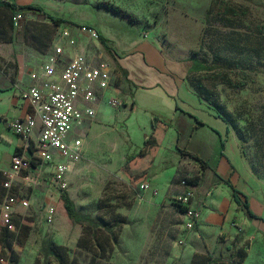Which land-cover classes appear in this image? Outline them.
Returning <instances> with one entry per match:
<instances>
[{
    "label": "rangeland",
    "instance_id": "1",
    "mask_svg": "<svg viewBox=\"0 0 264 264\" xmlns=\"http://www.w3.org/2000/svg\"><path fill=\"white\" fill-rule=\"evenodd\" d=\"M13 1L41 6L69 22L55 26L29 10L23 21L15 23L11 13L0 8V50L5 73L17 66L29 76L38 73L44 62L43 54L52 49L61 33L68 31L81 43L78 36L81 31L76 27L89 26L107 39L111 51L113 44L116 50L129 45L135 48L142 43L154 47L165 69L185 87L187 103L180 104L190 111L188 115L183 112L174 116L169 107L137 93L133 113H120L122 109H114L108 102L110 95L125 101V92L129 91L125 85L110 90L109 98L89 103L97 113L72 133L84 142L83 159L69 163L68 187L64 192L81 213L100 221L108 220L115 226L116 242L96 262L91 261L94 251L77 245L81 225L70 221L59 197L62 192L58 193L49 183L51 166L44 165L43 174L28 171L32 178L29 183L15 175L8 178L11 162L6 145H1L0 163L10 166L0 171V183L8 178L11 185L5 190L0 184V202L8 190L28 200V205L18 207L13 215L28 227L23 241L13 246L20 256L17 264L42 261L39 249L42 241L48 239L66 247L78 264H190L195 252L187 254V251L194 242L191 237L194 231L185 228V215L177 197L184 191L181 181L195 186V190L207 187L198 192L206 196L211 185L228 175L224 166L231 170L214 156L219 144L214 128L221 131V137L230 139L227 153L236 169L233 178L247 194L257 217L248 216L242 206L234 212L229 209L223 222L228 230L218 233L214 241H202L200 237L195 241L210 244L211 250L200 253H210L214 261L264 264V0ZM86 37L83 41L95 44L94 39ZM87 48L97 57V52L90 46ZM103 51L111 52L105 48ZM109 57L111 60L105 55L103 59L113 67L114 60ZM191 57L212 65L213 70L189 71V63L183 60ZM193 64L198 62L193 59ZM98 104L108 113L98 108ZM155 109L157 116L172 120V127L180 128L182 138L190 128L188 119L198 124L200 118L207 123L195 128L189 148L181 138L177 148L171 133L174 128L170 129L161 139L163 149L158 147L150 156L140 132L149 129L148 113ZM187 149L208 161L206 171L199 161L185 154ZM146 153L149 156L144 157ZM144 179L151 182L146 190L140 188ZM224 191L219 204L224 202ZM47 205L56 210L51 223L45 219ZM198 212L200 216L199 209ZM12 224L13 230L16 222L13 220ZM231 250L238 253L236 261L242 251L246 255L239 263H228Z\"/></svg>",
    "mask_w": 264,
    "mask_h": 264
},
{
    "label": "built area",
    "instance_id": "2",
    "mask_svg": "<svg viewBox=\"0 0 264 264\" xmlns=\"http://www.w3.org/2000/svg\"><path fill=\"white\" fill-rule=\"evenodd\" d=\"M21 17V13H16L15 23ZM76 30L94 40L98 39L96 30L89 26H79ZM65 47L73 51L66 61L63 60ZM101 54L98 53L97 57L90 55L78 37L71 36L68 31L61 33L41 70L30 75L33 83L20 91L21 98L28 103L31 110L24 116L6 121L8 129L19 135L25 143L21 152L12 155L8 178L15 175L29 183L32 178L28 171L34 161H40L51 164L49 183L57 192L61 193L67 189L69 163H77L83 159L84 142L72 133H75V129L80 127L84 120L95 116V110L89 102L96 98V88L107 89L114 85L113 67ZM59 64L62 66L57 73ZM108 103L117 110L124 106V101L115 96L110 97ZM36 129L38 136L36 143H33L31 138ZM36 172L42 174V169ZM8 178L0 183L5 190L11 185ZM181 184L184 191L177 197V203L184 208L185 228L191 230L199 219V212L198 208L190 204V193H193L191 186L184 180ZM148 187V183L140 184L142 190ZM17 205L26 207L28 200L9 190L6 191L0 202V224L12 229ZM55 212V207L47 205L45 210L47 223L54 220ZM182 242L179 240V243Z\"/></svg>",
    "mask_w": 264,
    "mask_h": 264
},
{
    "label": "crops",
    "instance_id": "3",
    "mask_svg": "<svg viewBox=\"0 0 264 264\" xmlns=\"http://www.w3.org/2000/svg\"><path fill=\"white\" fill-rule=\"evenodd\" d=\"M16 4H19V3H16ZM19 5H24V4H19ZM78 36L80 38L81 43L85 45L87 51H88L87 46H90V49H93L97 53H102L101 56L104 57L105 55L106 59L108 60L110 59L109 56L111 55L113 60L117 61L119 65L127 71L128 81L124 84L119 85L120 87L124 85L127 87L129 86V91L125 92L126 94L124 95V98L126 99H124L125 100L124 106L121 108L122 111L120 110L121 111L120 113H123L125 111L130 112V115L133 113L135 109V105H136L135 96L137 93H139V94H144L145 97L147 95L148 98L156 99L162 105V107L163 106L169 107V109L172 110V113L174 116L175 115L180 116L181 114H183V112L186 115H188L190 111H185L184 107H182L180 104V102L182 101L187 103L186 101H184L185 94L187 91L185 87L182 86L181 83L177 81L173 77V75H171L165 69L164 61L154 47H151V46L145 47V44L142 43L144 46L137 45L134 48L133 46L135 45H129L128 47L124 49L116 50L113 44L114 49L111 51L110 46L107 44V39L102 35L104 39L106 40V45H108V49L106 50L111 51L109 55L108 53H105L103 51V48L105 47L102 45L100 40L99 41L93 40L95 44L90 45L88 41H83V37H86L85 34L80 32ZM139 44H141V42ZM50 51L51 50L43 54L44 61L46 60L47 55L48 53H50ZM72 52L73 51L71 48L65 47V53L63 55V60L65 61L68 60ZM61 66L62 64H59V67H58L59 69L57 73H59ZM113 67H114V64H113ZM57 76L58 75L56 74L55 77ZM113 78L115 79L114 76ZM33 81L34 80H32L28 74L21 73L18 66L16 69H13L11 72L5 73L4 66H3V51L2 49L0 50V146L1 145L4 146V144L6 145V152L9 157V163L11 162V158L14 153L21 152L24 149L25 143H24V140L19 135L13 133L12 131L8 129L6 121L14 117L24 116L28 111L31 110L28 103L21 98L20 91L22 89L27 88L29 85H31ZM115 88H117L115 87V85H111L107 89L96 88V98L95 99L101 100L106 97L107 98H109L110 96L112 97V95H110L112 94L110 93V90L115 89ZM130 92H132V94ZM108 95L110 96L108 97ZM102 107H103L102 104H98V108H100L103 112L108 113L105 111L106 109ZM157 111L158 110L155 109L153 110V113L152 112L150 114L148 112L147 113L150 116V118H152L153 115H156ZM95 113H97L96 110H95ZM161 119L169 123V126L165 128L164 134L161 139L164 140L165 133H167L168 131H171L170 129L174 128V132H171V133L174 136L173 138L175 140L174 145L177 148L179 147L178 145L181 143L180 142L181 140H184L183 144L185 145L187 144L186 146L189 148L190 143H192V140L194 139L193 136H194L195 128H197L198 125L207 123L204 120H201L200 118L198 119L202 121L203 123L196 124L194 122H191V118L188 119L190 128L188 129V132L186 134L187 136L185 138H182L181 137L182 131L180 130V128L178 130L176 126L172 127L171 125L172 120L170 121L169 119H166V118H161ZM151 132H152V125H150L149 129L147 127V129H145L144 131H141L140 136L144 140L145 137H147ZM213 132L218 136V139H219V144L218 146L215 147L213 151L214 156L216 160L219 159L220 162L223 161L226 164H228L231 170L227 171L228 170L227 165L224 166L225 168L224 171L228 175L226 177H221V180L219 182H216L214 185H211V187L209 188V192L206 196H203L204 195L203 193H202L203 195H201L198 192L205 191L207 187H202L200 190H195L194 189L195 186L190 184L192 185L190 188L193 191L192 197L190 198V202L191 203L193 202L192 204H194L200 210V216H199V219L195 227L191 229V231H194V235L191 236L192 239H194V242L188 247L187 254H193L194 252H205L207 250H211L210 244L209 245L204 244L202 241L206 239L207 240L211 239V241L212 240L214 241L218 233H220L223 230H228L226 229L225 224L223 222L228 218L226 214H227V211H229V209L230 211L234 212L238 206H242L245 209L246 214L250 216L247 213V209L242 204H239L238 202L234 200L233 195H232V189L230 187L231 184L239 192L246 195V200L249 204V209L252 210L250 207V202L248 200L247 194L245 193L243 189L239 188L238 183H236V181L233 178L234 176L233 172H235L236 169L234 165L232 164L231 159L229 158V153H227L228 150L230 149V144H229L230 139L228 140L226 136L221 137L222 135L221 131L216 128H214ZM37 136H38V129H36L32 135L31 139L33 143H36ZM161 139L158 145L155 147V152L153 154L149 152L150 156H153L156 153L158 147H159V150L163 149L162 147L163 140L161 141ZM222 139L226 141L225 149H224L225 156L221 155L222 154L221 153V150H222L221 140ZM17 148L18 150H16ZM231 148H233L232 145H231ZM187 150H190V149H187ZM0 152H1V149H0ZM192 152L196 153L201 158H203V156L200 155L199 153L195 151H192ZM235 155H237V153H235ZM147 156L149 155L147 154L144 157H147ZM46 164L51 166V164L49 163H41L40 161H34L29 171H34V172L38 171L39 169H42L43 166ZM8 167H4L0 163V171H4ZM207 167H208V161H207V165L203 167L205 171L207 170L206 169ZM44 177L46 178V176ZM141 183H148L150 185L149 188L151 187V182H149V180L147 179L142 180ZM175 186L178 187L179 185H175ZM178 188H180V186ZM219 188H221V190H219ZM222 189H225V191L223 192L224 202L222 204H219L220 202L219 199L221 198ZM18 207H21V206L17 205L15 207V211L17 210ZM253 213L256 215L254 211ZM250 217H254V216H250ZM255 217H257V215ZM199 237L202 241L196 242L195 239Z\"/></svg>",
    "mask_w": 264,
    "mask_h": 264
},
{
    "label": "trees",
    "instance_id": "4",
    "mask_svg": "<svg viewBox=\"0 0 264 264\" xmlns=\"http://www.w3.org/2000/svg\"><path fill=\"white\" fill-rule=\"evenodd\" d=\"M252 1V0H248ZM0 8H3L11 13V17H14L16 13H21V18L18 22L23 21L26 17L25 14L31 10L33 13L50 20L55 26L68 23L69 21L63 17L55 16L47 12L41 6L35 5H19L16 4L13 0H0ZM228 12V11H226ZM236 11H234L235 13ZM210 18V16L208 17ZM215 19V18H214ZM11 25H13V21L11 20ZM98 39L105 47L108 49V45H106V40L100 34H98ZM193 59L198 62V64H193ZM188 64V70L191 72L198 71H211L213 70L212 65H208L202 61H200L196 57H191L183 60ZM192 63V64H191ZM113 76L114 85L119 86L120 84H124L128 81L127 79V71L119 65L117 61H114L113 67ZM204 92V90L202 91ZM196 118V117H195ZM197 123H203L197 118ZM152 132L145 137L144 147L148 150L147 153L153 154L155 152V147L158 145L160 139L162 138L165 128L169 126V123L163 119H161L157 115H153L151 118ZM226 141L224 139L221 140V155L225 156ZM18 150V148L16 149ZM146 153V154H147ZM185 154L191 156L195 160L199 161L202 166L207 165V161L201 158L196 153H193L190 150H185ZM144 156V155H142ZM128 158V157H127ZM232 189V195L236 202L242 204L246 209L247 213L250 216H256L252 210L249 209V204L246 200V195L239 192L232 184L230 185ZM193 194V193H192ZM192 197V196H191ZM190 197V198H191ZM60 199L62 201L63 207L66 211V214L70 221L73 223L81 225V234L79 239H77V245L81 248L91 250L95 252V255L91 258L92 262H96L98 259L105 256V254L111 249V247L116 242L117 231H115V226L110 224L108 220H98L97 218L91 216L90 214L81 213L76 209L74 201L69 197L66 192H62L60 195ZM182 211L184 208L180 205ZM16 222V228L10 229L7 225L0 224V264H17L19 257L18 253L13 248L16 242L21 243L24 237L28 233V227L17 219L13 218ZM40 254L42 255V261H39L35 264H78L75 258L70 257L66 247L63 245L57 244L52 241V239L43 240L39 249ZM238 255L237 251L231 250L228 255V263H239L243 260L246 255L245 251H242L239 259L236 261L235 257ZM97 258V259H96ZM190 264H224L222 260L212 259V255L210 253H200L195 252L191 258Z\"/></svg>",
    "mask_w": 264,
    "mask_h": 264
},
{
    "label": "bare ground",
    "instance_id": "5",
    "mask_svg": "<svg viewBox=\"0 0 264 264\" xmlns=\"http://www.w3.org/2000/svg\"><path fill=\"white\" fill-rule=\"evenodd\" d=\"M192 196V193H190V197Z\"/></svg>",
    "mask_w": 264,
    "mask_h": 264
}]
</instances>
